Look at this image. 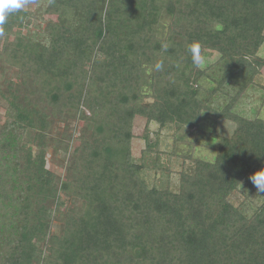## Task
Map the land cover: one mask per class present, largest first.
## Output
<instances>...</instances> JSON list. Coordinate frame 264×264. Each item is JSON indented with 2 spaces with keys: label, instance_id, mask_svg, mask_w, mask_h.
Returning <instances> with one entry per match:
<instances>
[{
  "label": "trees",
  "instance_id": "16d2710c",
  "mask_svg": "<svg viewBox=\"0 0 264 264\" xmlns=\"http://www.w3.org/2000/svg\"><path fill=\"white\" fill-rule=\"evenodd\" d=\"M40 3L58 8L57 20L39 23ZM193 41L217 60L195 67ZM263 46L264 0H35L10 15L0 36V264H264V193L254 186L231 201L264 168V120L236 112L264 68ZM204 114L214 116L215 160L187 155L177 191L150 186L144 171L167 170L161 132L199 131ZM220 120L236 124L230 138L217 136ZM59 124H80V135ZM50 151L69 155L65 177L47 167Z\"/></svg>",
  "mask_w": 264,
  "mask_h": 264
},
{
  "label": "rangeland",
  "instance_id": "374dc122",
  "mask_svg": "<svg viewBox=\"0 0 264 264\" xmlns=\"http://www.w3.org/2000/svg\"><path fill=\"white\" fill-rule=\"evenodd\" d=\"M58 9V8H56ZM56 9H51L46 3H40L34 6L32 9L35 18L41 24H47L57 20L58 14ZM30 30V36L35 38L41 37V32L33 28ZM264 58V46L262 47L260 54ZM218 55L214 52L208 51L205 54V63L202 67L215 62ZM236 112L247 117L249 119L260 118L264 120V68L261 74L255 81V84L242 96L241 100L236 106ZM214 116L211 114H204L202 119L201 130L197 131L191 128H184L180 131L176 129H165L160 135V152L162 153L163 166L167 169L165 172L154 173L152 171H144L141 175L150 186L156 185L161 189L171 188L173 191H177L180 185V173L184 168L185 157L191 155L194 158H199L207 161H214L217 154V147L219 140L213 139L207 134L212 131ZM71 129L65 130L64 124H59V131H71L75 132V138L80 135V124L78 127L75 124L71 125ZM146 127V120L143 118H137L135 120V136L134 148L136 156L140 155V151L145 147V142L141 139V135L144 133ZM236 129V124L231 121L220 120L217 123L216 134L218 137L230 138ZM151 133H156L158 127L155 124L150 126ZM31 133L26 137V142L29 143L31 140ZM154 135H152V138ZM172 153L174 156H172ZM69 155L60 153L58 156L53 157L52 152H48L47 156V167L55 172L60 177H65L64 163L68 159ZM254 185L246 184L242 186L231 201L239 205L247 199L250 192L253 191ZM253 201V202H252ZM250 205L258 206L262 202V198L257 199L253 196ZM248 204V201H247ZM216 208H211V215L216 217ZM253 211L247 212L248 215H252ZM58 226V225H57ZM56 226L55 232H58L59 228Z\"/></svg>",
  "mask_w": 264,
  "mask_h": 264
},
{
  "label": "clouds",
  "instance_id": "9594fccd",
  "mask_svg": "<svg viewBox=\"0 0 264 264\" xmlns=\"http://www.w3.org/2000/svg\"><path fill=\"white\" fill-rule=\"evenodd\" d=\"M35 3V0H0V36L4 34V26L10 15L22 11L28 5ZM187 52L191 56L192 64L201 68L205 63L202 55V45L199 41H193L187 45ZM163 67L161 62L155 65L157 71ZM248 179L253 183L258 193H264V168L255 172Z\"/></svg>",
  "mask_w": 264,
  "mask_h": 264
}]
</instances>
